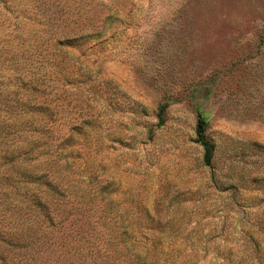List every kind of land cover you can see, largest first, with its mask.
<instances>
[{
    "label": "rangeland",
    "instance_id": "374dc122",
    "mask_svg": "<svg viewBox=\"0 0 264 264\" xmlns=\"http://www.w3.org/2000/svg\"><path fill=\"white\" fill-rule=\"evenodd\" d=\"M0 62V93L44 73L91 222L175 264H264V0H0Z\"/></svg>",
    "mask_w": 264,
    "mask_h": 264
},
{
    "label": "trees",
    "instance_id": "16d2710c",
    "mask_svg": "<svg viewBox=\"0 0 264 264\" xmlns=\"http://www.w3.org/2000/svg\"><path fill=\"white\" fill-rule=\"evenodd\" d=\"M15 70L20 82L8 79L0 93V264H175L170 255L140 250L121 224L105 220V204L97 206L103 219L91 222V194L98 192L91 174L82 178L70 164L69 138L60 139L45 121L52 113L36 101L44 73ZM168 105L158 107L159 124ZM194 105L196 141L210 164L208 119Z\"/></svg>",
    "mask_w": 264,
    "mask_h": 264
}]
</instances>
